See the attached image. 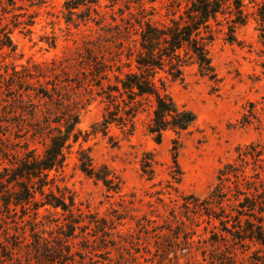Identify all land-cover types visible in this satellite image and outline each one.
Returning <instances> with one entry per match:
<instances>
[{"label":"rangeland","instance_id":"rangeland-1","mask_svg":"<svg viewBox=\"0 0 264 264\" xmlns=\"http://www.w3.org/2000/svg\"><path fill=\"white\" fill-rule=\"evenodd\" d=\"M67 1L15 0L5 20L13 28L15 50L0 51L1 71L5 67L21 71L22 67L65 66L59 77L62 93L71 96L80 110L83 138L66 151L64 167L51 174L56 176L57 186L75 198L84 222L66 245L71 252L66 259L72 264H209L204 258L207 236L202 235V228L193 237L195 244L186 241L189 235L180 225L188 216L183 199L207 197L219 168L235 158L238 147L264 142V48L258 31L263 1H245L248 23L237 30L236 43L228 41L226 27H215L219 31L209 48L215 80L190 65L183 80L169 83L177 105L197 117L195 125L181 136L180 184L174 181L180 175L172 151L177 136L166 131L161 144L155 143L148 133L152 109L147 104L131 136L113 127L108 138L94 134L92 128L105 114V88L116 83L117 73L109 78L101 75L104 61L116 60L124 46L122 40L138 39L140 24L166 26L194 0H98L91 10L82 8L73 17L79 26L66 23ZM5 99L0 93V105ZM14 114L5 104L0 106V171L21 160L26 150L42 154L47 144L45 139H32L30 131L12 126L18 120ZM245 116L256 119L243 127ZM80 150L90 153L96 167L108 168L119 192L109 191L80 171ZM146 157L153 160V180L142 171ZM11 218L0 212V264H35L21 239L27 231L26 242H32L34 224L23 227ZM42 221L45 237L49 233L57 237L54 226ZM237 259V264H264L261 254L239 252Z\"/></svg>","mask_w":264,"mask_h":264},{"label":"trees","instance_id":"trees-1","mask_svg":"<svg viewBox=\"0 0 264 264\" xmlns=\"http://www.w3.org/2000/svg\"><path fill=\"white\" fill-rule=\"evenodd\" d=\"M2 1L0 51H14L13 28L5 20L11 15L15 0H6L5 5ZM245 1L194 0L182 15L166 26L159 27L150 22L140 24L136 32L138 39L122 40L124 46L116 60L104 61L106 66L101 69V75L109 78L111 73H117L116 83L105 88V114L102 121L93 126L92 132L109 138L111 128L116 127L133 135L136 119L147 104L152 109L148 133L155 143L161 144L166 131L177 136L172 151L173 164L180 175L174 181L180 184L181 136L195 125L197 117L177 105L169 92V83L183 80L184 71L190 65H196L210 80L216 79L209 53L219 31L215 27H226L228 41L236 43L237 30L248 23ZM262 1L258 31L264 48ZM97 4L98 0H68L64 5L66 23L78 25L73 17L82 8L91 10ZM109 63L111 66H107ZM53 65L52 68L22 67L21 71L16 68L10 71L5 67L1 71L0 63V93L6 97L1 105L10 107L18 118L12 126L30 131L34 140H47L42 154L26 150L21 160L0 171V212L3 210L11 215L14 224L20 222L23 227L34 224L30 235L32 242H26L27 231L21 234V239L24 248L30 249L29 257L35 264H72L66 259L71 254L66 245L83 227L82 213L76 207L75 198L66 188L57 186L56 176L51 174L64 167L66 151L76 145L83 134L79 129L80 110L75 108L71 96L62 93L59 77L64 75L65 66ZM252 119L245 116L242 126L252 125ZM30 121L33 124H28ZM257 121L262 127V122ZM78 161L84 175L101 182L109 191H120L119 185L113 187L114 180L108 168L96 167L88 151L80 150ZM152 164L153 160L146 157L142 171L153 180ZM183 201L182 207L188 218L180 225L189 235L186 241L195 244L193 237L202 228V235L207 236L204 258L209 264H237L239 252L264 257V142L238 147L235 158L219 168L216 183L207 197L191 195ZM42 220H48V224L54 226L52 232L57 237L50 233L49 238L45 237Z\"/></svg>","mask_w":264,"mask_h":264}]
</instances>
